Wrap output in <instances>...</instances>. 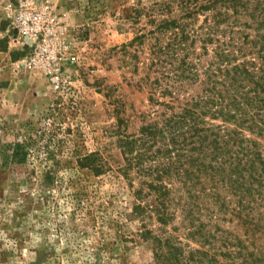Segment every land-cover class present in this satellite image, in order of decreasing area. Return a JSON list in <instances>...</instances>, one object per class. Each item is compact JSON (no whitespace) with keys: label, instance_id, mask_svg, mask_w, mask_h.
Segmentation results:
<instances>
[{"label":"rangeland","instance_id":"1","mask_svg":"<svg viewBox=\"0 0 264 264\" xmlns=\"http://www.w3.org/2000/svg\"><path fill=\"white\" fill-rule=\"evenodd\" d=\"M179 2L0 0V264H161L141 238L146 227L178 238L185 255L209 249L188 237L181 206L166 225L132 215L143 180L138 169L122 173L123 133L163 109L150 100L152 32L180 14ZM91 154L99 173L79 165ZM215 215H227L222 229L252 234ZM255 236L264 249V232Z\"/></svg>","mask_w":264,"mask_h":264},{"label":"trees","instance_id":"2","mask_svg":"<svg viewBox=\"0 0 264 264\" xmlns=\"http://www.w3.org/2000/svg\"><path fill=\"white\" fill-rule=\"evenodd\" d=\"M178 10L152 32L150 100L163 109L121 139L122 173L138 169L143 180L132 215L155 213L166 225L179 209L172 207L181 206L188 237L210 245L185 255L178 238L146 227L141 238L155 244L161 264H262L255 235L264 232V0H180ZM78 162L102 171L94 154ZM205 211L209 222L199 216ZM216 213L232 215L252 234L244 239L222 229L227 215Z\"/></svg>","mask_w":264,"mask_h":264},{"label":"built area","instance_id":"3","mask_svg":"<svg viewBox=\"0 0 264 264\" xmlns=\"http://www.w3.org/2000/svg\"><path fill=\"white\" fill-rule=\"evenodd\" d=\"M25 23H26V21H25Z\"/></svg>","mask_w":264,"mask_h":264}]
</instances>
